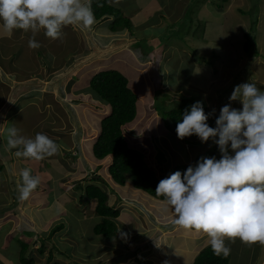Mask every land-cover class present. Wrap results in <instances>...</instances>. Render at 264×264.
Masks as SVG:
<instances>
[{
	"label": "crops",
	"instance_id": "obj_1",
	"mask_svg": "<svg viewBox=\"0 0 264 264\" xmlns=\"http://www.w3.org/2000/svg\"><path fill=\"white\" fill-rule=\"evenodd\" d=\"M109 1L114 8L121 13H124L125 17H130L131 21L137 20V22H135L137 27L143 28L142 30H144V32H153L154 29H161L160 32L164 33L174 32L173 30L177 25L172 23L179 19L182 16V13H180V16L176 17L168 26H164L163 22L160 21L157 24L153 23V25H155V28L153 29L151 21L158 14H161L159 17L163 18L164 15L168 14L169 8L173 15L177 14L179 10L183 11V7H180L181 3L176 0H147L142 5L141 9L138 5L139 0ZM199 1H197V4ZM261 1L262 0H260V11L264 8L262 7L264 4H262ZM84 2H90L91 4V0H84ZM248 2L251 9L252 2L251 0H248ZM204 5L205 3L200 7L201 12L198 13L202 20L207 12ZM184 8L189 10L188 4ZM218 9L219 8H216V10ZM245 11L247 10L245 9ZM219 13L217 12V14H215L217 18L220 17ZM216 17L209 20L212 21L211 25L217 19ZM109 23L110 20H97L95 17V23L90 28H84L79 24L66 25L61 29L62 36L58 39L48 38L44 34V30L41 29L34 37L36 41L40 43L41 47L38 49H31L28 46L29 39L33 37V33L30 30L25 32L24 30L16 29L9 34L3 30L2 21H0V166H2V172L0 174V204L5 203L8 206L10 205L6 211L0 212V217L2 214H9V218L11 213L13 215L18 214L21 217H23V214H26L29 219L36 224L35 227L32 228L21 227L16 220V218L19 217L18 215L16 218L11 216L12 218H10V220L6 218V220L9 221V224L17 225L19 231L23 232L24 228L27 231L31 229H36L38 231L40 229L38 226L39 224L33 215V209L40 210L45 205H49V202L45 203V198L43 199V195L47 193L51 194L50 204L56 203L59 208L61 207L62 211H60L51 222H54L53 225L48 226L54 229L58 220H61L62 215L66 214L68 209L74 204L71 202L72 197H70L69 204H67L68 200L66 202L61 201L63 190H61L60 185L67 175L69 176L72 173H75L73 171L72 160L75 161L79 159L86 164H89L91 168L96 166L95 171L99 172V174L96 176L95 173L93 176L94 180H91V184H95V179L97 178L99 180V185L102 184L106 187L102 189L108 194L109 206L120 210L121 208L123 209V211H120V216L117 219L118 228L120 227L122 230H128L129 233L133 234H137L142 230H147V233L150 229L153 230V228H150L147 222L144 221V217L151 214L153 209L157 210V208L160 207L159 203L161 202H155L156 200L153 197L135 189L130 179L124 186L115 183L109 174L111 158L108 157L102 160L95 158L93 148L100 135V130L98 133L87 129V116H83V113L94 111L100 113L103 111L102 109H105L106 104H104V101L91 89L90 83L79 88L74 85L75 83L78 84L81 79L80 77L86 73L90 74L91 82L92 78L99 72H102V70L118 71L116 68L120 63L129 64L130 62L132 64L131 66H133V54L127 49L130 48V46L126 45V43L131 45L130 41L133 39V36L128 35L126 32L127 30L117 32L109 30ZM204 23H206V27L207 22ZM217 25H220L219 21H217ZM136 31L138 30L136 29ZM126 34L129 38H125ZM156 40L158 39H153V42ZM97 43H100V50H102L99 54L94 55L91 53L90 49L95 48V44ZM165 49H167V47H165ZM108 53L112 54L113 58L104 65L101 61L105 59L104 57L107 56ZM100 57H103L100 59L101 61L99 60ZM243 58L248 66H252L254 63L264 66V57H257L254 59L250 56H244L242 59ZM146 61H150L149 56H147L141 64ZM245 62L242 64L245 65ZM146 63L140 72L145 69ZM99 64L101 66H99ZM102 64L105 67H103ZM135 71L137 73L135 79L137 80L138 73L140 72L136 69ZM159 76L161 79L164 74H160ZM263 76L264 74L261 75V77ZM129 80L130 79H128V81ZM262 80L264 81V77ZM132 82H134V77L131 79V83ZM143 84L146 85L147 83ZM165 85L168 86V84ZM129 86L131 88L130 84ZM169 86L175 88L174 86ZM146 87L148 86L146 85ZM164 88L165 86H163L162 89ZM74 91L75 93H73ZM150 91L151 89H148L144 95L143 93H140L139 96L147 103L146 116L148 122L151 124L150 117L152 115L148 110L150 108L148 104H153L155 97L150 95ZM133 92L138 96L136 90ZM206 105L209 110H211L209 105ZM43 113L52 114L51 117L47 119V122L42 118ZM77 113H80V115H77ZM104 113H106L105 110L101 114ZM37 114H40L41 116L38 118ZM97 117L94 118H96L97 123H100V120H98ZM89 118L93 117L88 116V119ZM10 127H16L19 130V134L27 138H34L37 133L46 134L57 143L59 151L57 154L51 157H45L42 160L25 158L22 156L17 157L15 152L19 149H7V129ZM126 127L134 131V135L138 132L140 133V130H138L134 124L130 123L126 125L124 130ZM79 134L80 136L76 137ZM194 142L204 143L199 140H192V143ZM86 144H89L87 148ZM128 144L131 145L129 142ZM132 147L134 148V146ZM139 152L144 155L146 162H149L148 159L151 158V154H147V152L143 150ZM67 154L68 157L65 156ZM152 166L154 165L152 164ZM164 167L165 169L163 170L169 173L166 168V163L164 164ZM26 168L31 169L32 175L40 177L38 189L41 191L40 195L42 197L38 199L34 197L35 194L32 193L30 198L23 203V201L18 200L17 182L21 180V171ZM163 170L162 172H164ZM86 187L82 188L84 193ZM85 202L91 203V207H93L91 208V211L95 213L96 217L101 219L96 213L97 201L86 200ZM12 204L16 205L13 207ZM80 206L79 208L83 210V207ZM84 206L87 207L88 205ZM75 208H77V205ZM171 218L173 219L171 220ZM174 218L175 213L173 214V217H170L167 221L173 222ZM72 219L73 218H71V220ZM64 220L67 221L68 219ZM82 222L94 223L92 226H86L83 231L79 230L80 237L84 235L86 236L88 232L95 235L94 228L100 222H97L94 216L88 217L86 215H84L83 220H77V223ZM40 223L41 225L45 224L42 220ZM163 225L165 224H160L159 226L156 225L155 231L158 233V236L153 242H150L151 239L149 238H144L139 243L124 245L123 239L119 236L118 231L117 236L112 240H106L103 238L104 242H97L102 238L101 236H97L99 238L92 248L95 249L94 254H99V252L102 253L101 259L100 257L98 258V260L101 261L99 264H111L112 262H115V264H158L157 261L164 262V264L165 262H167V264H188L187 260H189V264H193L196 256L204 249L202 245L197 244V241L204 238L205 234H193L195 231H189L190 234L184 233L181 232L182 229L180 230L177 226H168L166 228ZM0 226L3 227L4 225L0 224ZM162 226L164 229H162ZM90 228L91 231H88ZM49 231L44 235L41 234V236H43L41 241L43 246L45 245V238L47 240H52L51 236L49 237L51 232ZM71 233L70 242L76 244L74 238L79 239L80 237H78L79 235L77 233H73V231ZM39 235L40 234H35L36 237L40 238L41 236ZM95 237L96 236H91L92 239ZM2 238L3 235L0 234V242H2ZM175 241H182V243L179 247H172L171 245ZM26 242L27 240L20 241L21 244L20 247L18 246L19 249L17 250L18 255H16L15 252V254L9 258L10 262L7 260V264H21L23 244L29 246L30 255L31 248H33L34 245H29ZM115 242L118 244H115ZM80 245L81 251L83 252V263L91 262V264H97L96 259L92 256L93 254L90 255L85 252L86 245L84 242L80 243L78 246ZM124 247L128 248L129 252L132 251V256L128 257L127 262H116L115 260L120 256L119 251H123ZM109 248L113 250L108 251ZM133 249L139 251L135 256H133L135 253ZM40 250L44 249L41 248ZM57 252H59V250H57ZM57 252L50 251L45 257L47 259L46 262L43 260L38 261L33 256H30L34 259L35 264H60L61 256L66 257L61 261L62 264L71 263L68 261L70 258L68 254L63 255L60 252ZM50 256L53 258L51 261H49ZM89 256L92 259H90ZM257 264H264V253H262L261 259Z\"/></svg>",
	"mask_w": 264,
	"mask_h": 264
},
{
	"label": "rangeland",
	"instance_id": "obj_2",
	"mask_svg": "<svg viewBox=\"0 0 264 264\" xmlns=\"http://www.w3.org/2000/svg\"><path fill=\"white\" fill-rule=\"evenodd\" d=\"M146 1L147 0H139L138 5L140 9ZM176 1L181 3L180 7H183V11L179 10L177 14L173 15L169 8L168 14L165 13L166 15H164L163 18L159 17L161 14H158L151 21L153 29L155 28L153 23L157 24L160 21L163 22L164 26H168L176 17L180 16V13H182V16L179 19L173 21L172 24L175 23L177 27L172 33L160 32L161 29H154L155 32L154 30L153 32H144V30H142L143 28L137 27L135 23L137 20L131 21L130 17H125L124 13H122L125 18H128L131 21L129 29L125 30H127L126 32L128 35L133 36V39L130 41L131 45L126 43L127 46H130V48L127 49L133 54V66H131L132 64L130 62L129 64L120 63L116 68V70L130 79L129 84L131 85L132 90L138 92L137 116L131 124H134L138 130H140V133L138 132L134 135L135 132L126 127L124 130L126 133L125 138L136 150H143L146 151L147 154H151V158L148 159L149 162H146L145 160L146 165L154 170L160 179L168 178L172 174V168L175 166L189 165L194 158L207 151L215 143V138H210L206 143H192V139H189L188 137H185L183 140L178 138L174 125L169 121L168 113L171 109L175 108L182 99L191 96L195 97L198 101H204L208 104L212 112L220 113V109L227 104H231L233 108L242 110L241 101H230L229 99L235 86L247 82H255L257 87L261 91H264V81L262 80L264 76L261 77V75L264 74V66L256 63L252 66H248L245 59H242L244 56H250L254 59L257 57H264V8L259 12L258 16V11L251 10L252 8L250 9L248 0H228L223 4V8L218 10H216V5L217 3H220L221 0ZM197 1H199L198 4ZM204 3L207 15L205 13L202 20L198 13L201 12L200 7ZM261 3L264 4V0H262ZM187 4L189 10L184 8ZM262 7H264V5H262ZM245 9L247 11H245ZM217 12H220L219 18L215 16ZM211 16L217 18L212 25V21L209 20H212L214 17ZM217 21H219L220 25H217ZM258 21V28L255 32L253 23ZM204 22H207L206 27V23ZM110 24L111 23L108 24V26H110L109 30H111ZM136 29L138 31H136ZM249 31L251 33V42H248L250 39L246 36ZM127 34L125 38H129ZM155 38L158 40L153 42V39ZM247 43L251 46L248 50L245 48ZM95 46V48L90 49L91 53L94 55L99 54L102 50H100V43L95 44ZM165 47H167V49H165ZM147 56H149L150 61H146L147 63L145 62V69L140 72L145 64L141 63ZM101 58L103 57H100L99 60ZM104 58L105 59L100 61L105 65V63L111 61L113 57L112 54L108 53ZM243 62H245V65L242 64ZM104 65L103 67H105ZM99 66L101 65L99 64ZM135 69L140 72L138 73L137 80L135 79L137 74ZM159 73L164 74V76H162L163 78H159ZM132 77H134V82L131 83ZM80 78V82L78 81V84H74L75 86H78V88L90 83L89 73L83 74ZM143 83H147L146 85L148 87ZM165 84H168V86ZM169 85L174 86L175 88H171ZM163 86H165L164 89H162ZM147 88L151 89L149 92L150 95L155 97L153 104H148L150 107L148 110L152 115L150 117L151 124L148 122L146 116L147 103L139 96L140 93H143L144 95L148 91ZM73 93H75V91ZM102 110H105L106 113L101 114L103 111L100 113H96V111L83 113V116H87V129L98 133L100 130L101 132L100 125L102 124V121L110 115L111 108L106 104L105 109ZM51 115L52 114L43 113L42 118L47 122V119L51 117ZM77 115H80V113H77ZM40 116V114H37L38 118ZM88 116H92L93 118L88 119ZM94 117H97V119L100 120V123H97V120ZM79 136L80 134L76 137ZM88 145L89 144H86V148ZM131 145L129 146L133 148ZM230 154L234 155L231 149ZM65 156L68 157V154ZM163 161H167L166 168L169 173L163 170L165 169ZM72 162L73 171L75 173H72L69 176L67 175L64 178L65 180L61 182L60 186L61 190H63L61 201L66 202L68 200L67 204H69L70 197H72L71 202L74 204L68 209L66 214L62 215V219L58 220L54 229L48 226L53 225L54 222H51L60 213L61 207L59 208L56 203L50 204L51 194L49 193L43 195L45 203L49 202V205H45L40 210L33 209V215L40 228L38 231L36 229L27 231L25 228L23 229V232L19 231L17 225L9 224V221L6 220V218L10 220V218H12L11 216L16 218L18 214L13 215L11 213L10 218L9 214H2L0 217V224L4 226H0V234L3 235L2 242H0V264H7V260L10 262L9 258L12 257L15 252L16 255H18L17 250L20 247V241L26 240V243L29 245H34L33 248H31L30 255L38 261L43 260L46 262L47 259L45 257L50 251L57 252V250H59L61 254L69 255L70 258L68 261L71 263L68 264H91V262L83 263L82 261L83 252L81 251V245H78L84 242L86 245L85 252L90 255L93 254L92 256L96 259L97 264L101 263L98 258L100 257L101 259L102 253L99 252V254H94L95 249L92 248L99 237L91 232H88L86 236L84 235L80 237L79 235V230L83 231L86 226H92L94 222L77 223L78 219L83 220L84 215L88 217L94 216L97 222L101 221V219L96 217L95 213L91 211V208H93L91 207V203L85 202L87 199L84 190L82 189L88 184H91L93 176L95 173L97 176L99 172L95 171L96 166L91 168L89 164H86L80 159L75 161L72 160ZM152 164L154 166H152ZM162 170L164 172H162ZM95 181L97 186L106 188L102 184L99 185V180L97 178ZM33 193L35 194L34 197L38 199L42 197L40 195L41 191H39L38 187ZM155 202H161L159 203L160 207L157 208V210L153 209L151 214L144 217V221L147 222L149 227L153 228V230L150 229L148 233L147 230H142L137 234H133L129 233L128 230H122L120 227H117L118 234L122 237L124 245L139 243L144 238H149L151 239L150 242H153L158 236V233L155 231L156 225L159 226L160 224H165L163 226L166 228L168 226L176 227L173 222L167 221L170 217H173L174 210L172 207L163 201L156 200ZM14 205L16 204H12L13 207ZM76 205L77 208H75ZM80 205L83 207V210L79 208ZM84 205L88 206L85 207ZM9 206L5 203L0 204V212L6 211ZM118 210L123 211L122 208L121 210ZM19 217L16 218L19 222V226L27 228L35 227V222H32L26 214H23V217H21L22 219ZM71 218L73 219L71 220ZM64 219L68 220L65 221ZM172 219L173 218H171V220ZM41 220L45 224L41 225ZM61 226H63V229L60 230ZM163 226L162 229H164ZM54 230L57 231L54 232ZM48 231L50 232L49 237L51 236L52 240H47L45 238V245L43 246L41 242L43 236H41V234L44 235L46 232L48 233ZM72 231L73 233H77L79 235L78 237H80L79 239L74 238L76 244L70 242V234L72 235ZM88 231H91V228L88 229ZM181 232L190 234L189 231H183V229ZM200 233L194 232L193 234L198 235ZM35 234H40L39 236L41 237L38 238ZM91 236L96 237L92 239ZM101 237L102 238L97 242H104V237ZM208 240L209 237L205 234L204 238L197 241V244L206 248L210 246ZM181 243L182 241H175L171 246L179 247ZM115 244L118 243L115 242ZM226 244L231 249L230 264H257L261 259L262 253H264V245L260 243L247 245L237 239L234 243L226 241ZM41 248L44 249V254L42 256H40L41 254L39 253ZM109 250L112 251L113 249L109 248L108 251ZM133 250L135 251L133 256L139 253L138 250ZM130 252L128 248L124 247L123 251H119L120 256L115 261L127 262L128 257L132 256V251ZM64 257L61 256V261L64 260ZM89 258L92 259L90 256ZM28 259L31 258L28 257ZM61 261L60 264H62ZM187 261L189 264V260ZM157 263L164 264V262L162 263L161 261H157ZM111 264H115V262H112Z\"/></svg>",
	"mask_w": 264,
	"mask_h": 264
},
{
	"label": "clouds",
	"instance_id": "obj_3",
	"mask_svg": "<svg viewBox=\"0 0 264 264\" xmlns=\"http://www.w3.org/2000/svg\"><path fill=\"white\" fill-rule=\"evenodd\" d=\"M0 21L9 34L30 30L33 37L28 46L38 49L41 45L34 37L41 29L48 38L58 39L66 25L90 28L95 15L84 0H0ZM229 99L241 101L242 110L224 105L215 128L207 123L209 114L200 101L184 111L176 127L181 140L196 135L206 143L218 137L215 143L221 157H202L196 166L162 179L155 189L174 210L175 226L206 234L213 253L225 258L231 252L226 241L264 245V91L247 82L235 86ZM7 149H19L17 157L42 160L57 154L59 146L46 134L27 138L10 127ZM20 176L18 200L25 201L37 189L40 177L27 168Z\"/></svg>",
	"mask_w": 264,
	"mask_h": 264
},
{
	"label": "trees",
	"instance_id": "obj_4",
	"mask_svg": "<svg viewBox=\"0 0 264 264\" xmlns=\"http://www.w3.org/2000/svg\"><path fill=\"white\" fill-rule=\"evenodd\" d=\"M226 2L227 0H221L220 3H217L216 8L222 9L223 4ZM251 2V10L258 11L259 16L260 0H251ZM91 8L97 20H110L112 31L129 29L131 21L114 8L109 0H92ZM258 23L259 21L253 23L255 32L257 31ZM248 33L246 36L250 39L248 42H251V33L250 31ZM249 45V43L246 44L247 50L250 47ZM90 87L104 101V104H108L111 108L110 115L102 121L100 135L94 144L95 158L98 160L111 158L109 174L118 185L124 186L130 179L135 189L148 194L156 200L166 202L164 197H158L155 193V189L162 179L146 165L144 155L138 150L131 148L125 138L124 127L136 119L138 110V97L129 87L128 79L115 70L102 71L92 78ZM197 101L195 97H186L169 111V121L174 125L175 129L177 123L182 121L184 111L190 110V106ZM202 103L205 113L209 114L207 123L215 128L216 119L220 113L210 111L208 106L204 102ZM188 138L201 141L196 135ZM202 157H216L219 159L221 153L218 145L214 143L209 150L198 155L194 162L189 165L173 167L172 174L176 171L184 172L189 166H196ZM165 163L167 161H163V164ZM1 172L2 166H0V174ZM85 196L87 200L97 201L96 213L102 219L94 228L95 235L103 236L106 240H112L117 236V219L120 216V211L115 207L109 206L108 194L100 186L95 184L88 185L85 188ZM61 229H63V226H61ZM56 231L54 230V232ZM43 251L40 250L39 253L43 254ZM28 257L31 259H28ZM52 259V256H50L49 261ZM230 262L231 253L226 258L223 255L217 256L213 253L211 246H208L196 256L193 264H230ZM21 264H35L34 259L29 255V246L26 244L22 245Z\"/></svg>",
	"mask_w": 264,
	"mask_h": 264
}]
</instances>
